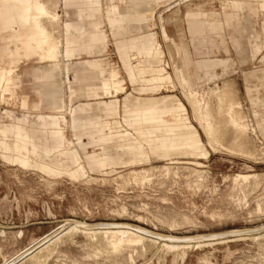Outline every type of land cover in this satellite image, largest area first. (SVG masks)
Instances as JSON below:
<instances>
[{
	"label": "rangeland",
	"instance_id": "1",
	"mask_svg": "<svg viewBox=\"0 0 264 264\" xmlns=\"http://www.w3.org/2000/svg\"><path fill=\"white\" fill-rule=\"evenodd\" d=\"M100 1L102 10L109 9L111 0ZM55 2L52 10L57 9L60 14L66 9H77L70 5L65 7L63 0ZM151 8V26L159 42H155L154 47L160 46L153 54L168 51L173 54L169 56L171 59L175 55L170 39L180 42L184 30L185 39L189 40L184 13L186 20L193 18L203 22L212 18V10H227L235 15L242 10L240 24L248 44L233 49L226 35L233 62L227 73L218 75L216 82L203 86L207 89L221 85L224 79L234 82L242 109L253 122L244 74L264 68V4L259 0H153ZM188 12L193 16L187 15ZM49 19L57 20L54 32L60 35V19L51 15ZM44 22L50 27L46 20ZM211 26L209 29H220L218 25ZM162 27L167 36L163 37ZM33 32V27L16 21L13 30L4 35L7 36L5 50L10 52L15 33L32 35ZM252 47H258L255 55ZM25 53L34 54L27 50L22 55ZM108 53L113 62L106 59L107 66L118 69L122 79L125 75L112 44H109ZM31 64L38 62L35 58L22 60L19 70ZM163 69L169 75L167 82L157 77L159 73L153 72V91L150 92L153 112L150 117L123 114L122 110L105 113L102 133L93 130L89 136L81 135L85 143L93 135L104 140L101 141L102 148H87L89 153L98 152L90 155L98 158L95 163H88L92 168L77 146V139L72 133L69 135L68 130V142L63 152L73 151L78 157V167L68 168V162L57 156L56 149L44 152L35 148L36 152L32 153L24 140L7 130L21 115L2 114L0 108V264H264V154L253 156L240 150L211 149L193 118L190 105L182 96L171 64ZM216 71L220 72L221 68L217 67ZM21 80L19 93L24 91L32 97L33 78L23 74ZM102 85H106V81ZM121 85L123 89L119 87L117 92L105 95V100L118 97L122 104L123 97L132 88L127 81H122ZM203 86L196 88L192 84V89L201 93ZM92 90L91 87L87 89ZM10 95L14 96L13 87ZM172 96L177 97L176 103H161ZM177 101L184 106H178ZM255 101L257 111L264 115V103L256 98ZM0 107L21 111L19 99L7 103L0 99ZM176 113L181 116L178 122L175 121ZM62 126H69L68 116ZM176 134L180 141L190 139V143L182 147L199 146L201 150L193 153L169 150L167 153L164 145L173 139L166 137ZM252 137V144L262 147L264 152L263 140L259 136ZM101 159L105 163H101ZM65 168L68 170L50 171ZM238 174L250 175L251 181L234 187L233 178ZM253 175H257L258 180H254ZM258 204L262 205L261 209L257 208ZM74 221L130 223L167 236L199 238L173 242L188 247H179L177 252L176 248L172 251L160 248L163 243L172 244L171 240L163 241L150 235L157 238L156 242L146 240L145 247L135 245L136 249L129 247L127 252L121 251L122 254L112 253L105 248V238L98 234L93 237L89 234L92 231L83 230L80 224L73 227ZM47 246L52 253L44 250Z\"/></svg>",
	"mask_w": 264,
	"mask_h": 264
},
{
	"label": "crops",
	"instance_id": "2",
	"mask_svg": "<svg viewBox=\"0 0 264 264\" xmlns=\"http://www.w3.org/2000/svg\"><path fill=\"white\" fill-rule=\"evenodd\" d=\"M259 1L264 4L263 0ZM152 2L153 0H111L109 9L102 10L100 0H63L65 7L70 5L77 9H66L61 11V14L57 12V9H50L49 14L60 19L58 23L61 31L58 35L61 40L60 64H56L54 60H41L36 54H20L16 58V70L6 73L3 77L0 99L6 103L9 100L19 99L21 111L0 108L2 114L15 113L20 114L21 117H17L16 122L8 126L7 130L24 140L30 147L44 152H50L51 148L64 150L68 142V130L69 135L72 133L77 139V146L88 165L98 159L97 156L94 158L90 155L98 154V152L89 153L87 148H102L101 141L104 140H99L98 135H93L94 139L90 136L91 140L85 143L81 135L89 136L88 133L93 130H101L102 133L105 113H116L122 110L123 114H142L145 119L150 117L153 112L150 92L153 91L154 68H164L171 64L168 51L161 50V54H153L155 42L158 40L151 26ZM241 12L237 11L235 15L227 10H212V18L203 22L192 20L193 18L186 20V13L183 14L189 40L185 39L183 30L180 42L176 43L172 39L170 41L175 47L177 60L187 67V76L194 87L213 84L219 74L227 73L233 61L229 55V47L226 45V35L233 49L234 47L241 49L248 44L240 24ZM188 13L187 15L193 16L192 13ZM201 23L205 24L199 26ZM211 25H218L220 29H209ZM161 29L164 37L165 29L164 27ZM139 42L144 45L137 46ZM109 44L114 47L121 63L125 75L122 81H127L132 91H135V94L132 91L126 94L122 104L118 97L106 101L105 95L108 94L102 93L104 88L100 86L105 73L100 74L98 63L106 64V59L112 61L108 56ZM4 46L5 43L2 42L1 47ZM257 50L258 47L255 49L252 47L253 55ZM219 52H223L224 55L219 56ZM32 58L38 62L37 65L23 66L19 70V63L22 60L27 61ZM217 67L221 68L220 72L216 71ZM23 74L30 75L35 82L32 87V97L24 91L19 93ZM162 76L157 74L158 78L162 79ZM244 80L254 118L253 124L256 127L257 136L264 142V136L259 132V129L264 131V115L257 111L258 103L255 101L256 98L264 103V68L245 73ZM12 87L13 97L10 95ZM89 87L93 90L87 91ZM111 91L115 92V89ZM81 98L84 100L81 101ZM176 98V96L167 97V100H162L161 103L164 105L176 103ZM177 105L184 106L178 101ZM62 108H65V111ZM167 113L170 112L167 111ZM176 114L175 121L178 122L177 119L181 116ZM66 116H68V127L62 126ZM166 139L175 141L176 148L172 151L193 153L195 150H201L199 146L182 147L189 139L180 141L177 134L167 136ZM67 151L65 150V155ZM85 153L88 155L86 158ZM201 153L203 152L200 151ZM101 163H105L103 159ZM79 165L78 163L76 167ZM88 166L92 168V165ZM67 170L65 168L50 171Z\"/></svg>",
	"mask_w": 264,
	"mask_h": 264
},
{
	"label": "bare ground",
	"instance_id": "3",
	"mask_svg": "<svg viewBox=\"0 0 264 264\" xmlns=\"http://www.w3.org/2000/svg\"><path fill=\"white\" fill-rule=\"evenodd\" d=\"M55 3H56L55 0H53V3L52 0H0V95L2 90V80L4 75L8 72L16 70V64H17L16 58L20 54H22L23 51L25 52L28 50L29 52L38 55V57L41 60H47V59L54 60L56 64H60L59 46L61 40L59 36L54 32V26L57 25V20H55L56 22L55 21L53 22L49 19V15H50L49 10L55 6ZM49 4L51 6H49ZM170 19H172V17ZM45 20L46 22H48L47 20H49L48 23L50 27H48L47 24L44 25ZM16 21L22 22V24L28 26V28L33 27L34 32L32 35L27 33H15L13 36L14 43L10 48L11 49L10 52H7V50H5V47H1V44L2 42L5 43L7 36L5 37L4 35L5 33H9L10 30H13ZM169 43L172 45L173 47L172 50L174 51V55H175L174 56L175 60L174 57L172 58L173 60L169 58L172 60L170 61V63L172 62L171 67H172L173 75L176 79L178 86L182 90V96L191 107L195 122H197L198 125L201 127L211 149L217 150L218 148H220L227 152H234L236 150L237 151L240 150L243 151L241 153H247L253 156L254 155L261 156L262 153L264 154L262 147L258 146L257 144L255 145L254 143L252 144L251 142L252 139L250 140V136L251 138H253L252 137L253 135L255 137L257 136L256 127L254 126L253 122H251V119L248 118L247 111L245 112L244 109H242V105H241L242 102L240 101L239 98L240 96H238L239 91L237 92L238 89L236 87L237 85L230 80L224 79L221 85L216 84L213 85L212 87H208L207 89H205V86H203L204 89H202L201 93L199 91L192 89V83L190 82L187 76V67L183 66L181 62L177 60L178 58L176 56L175 47L171 41H169ZM141 45L144 44L142 42L137 43V46H141ZM159 49L160 46L154 47L155 51H158ZM106 64L105 62L98 63L100 74L105 73L103 74L105 78H103V81L100 83V86L101 88H104V91H102V93L112 94L113 92L111 90L113 88L115 89V92H117L118 87L123 89V87L120 86L122 79L120 78L118 69L114 67H109ZM154 71H156L159 74H162L163 80L167 81V79H169L168 78L169 75L163 72V68H155ZM105 81H106V85H102L105 83ZM253 86H255V84ZM62 110L65 111V108H62ZM177 120L179 121V119ZM259 132L264 136L263 130L259 129ZM189 140L183 145H188L190 143ZM164 147H166L168 151L167 153H169V150L172 151L173 149L176 148L173 140H169V142H167L164 145ZM31 148H32V153H34L35 148L34 147ZM56 154L58 157H62V161L68 162V168L76 167L78 165V158L76 157V154L73 153V151L69 153L67 151L65 155V152H63V150H57ZM62 154L63 156H61ZM44 168L47 169L46 166ZM81 170L83 171V174L87 176L84 167H82ZM250 177H251L250 175H242V174L236 175L233 178L234 187H241L242 185L249 183V181H251L249 180ZM253 179L256 180L257 175H255ZM262 200L264 201V199ZM258 203H260V201ZM257 206L258 209H261L262 205L258 204ZM73 223H74L73 227L75 228L77 226L76 224H80L83 230L92 231L89 234L92 235L93 237L98 234L101 235V237L105 238V243H106L105 248H108L109 252L111 251L112 253L113 252L121 253V251L126 250L129 247H131L132 250L133 249L132 246L134 247L135 245L142 246L144 245V242L146 240H150L151 242L152 241L156 242L155 240L157 238H154V236L161 238L163 241L171 240L172 244L163 243L161 245L162 247H160L163 249L165 247V250L169 249V251L170 250L172 251V249L175 250L174 248H176L177 251L179 247L188 248L184 244H173V242L179 243L182 240H190V239L194 240V238L195 239L199 238V237L179 238L174 236H167V235L151 232L150 230H147L143 227L130 223H95V224L88 223L87 224L85 222H79V221H74ZM150 235H154V236H150ZM50 242L52 243V240ZM139 248L140 247H138V249ZM44 250H47L48 253H50L51 251L48 246L45 247ZM52 252L53 251H51V253ZM31 257H35V256L32 255Z\"/></svg>",
	"mask_w": 264,
	"mask_h": 264
}]
</instances>
